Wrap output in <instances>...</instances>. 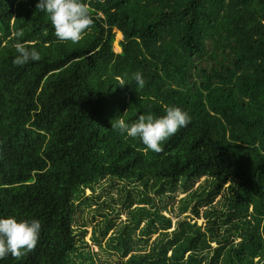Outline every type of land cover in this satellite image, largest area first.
<instances>
[{
  "label": "trees",
  "instance_id": "16d2710c",
  "mask_svg": "<svg viewBox=\"0 0 264 264\" xmlns=\"http://www.w3.org/2000/svg\"><path fill=\"white\" fill-rule=\"evenodd\" d=\"M84 2L72 43L38 0H0V216L41 222L0 264H264V0ZM17 42L41 59L13 64ZM169 106L190 120L160 153L111 129ZM107 180L125 195L99 206Z\"/></svg>",
  "mask_w": 264,
  "mask_h": 264
},
{
  "label": "clouds",
  "instance_id": "9594fccd",
  "mask_svg": "<svg viewBox=\"0 0 264 264\" xmlns=\"http://www.w3.org/2000/svg\"><path fill=\"white\" fill-rule=\"evenodd\" d=\"M36 9L48 15L54 35L60 42H79L93 23L89 5L84 0H38ZM21 35V32L16 33L17 38ZM13 47L16 55L12 63L17 66L41 59L40 52L34 47H26L20 42ZM133 79L138 87H143L141 72H135ZM189 120L186 111L178 106H169L161 116L142 114L131 123H126L123 115L119 116L111 121V129L129 138H139L146 151L160 153L162 142L185 127ZM40 232L41 222L38 219L18 220L14 216H0V260L9 255L20 258L31 251L38 242Z\"/></svg>",
  "mask_w": 264,
  "mask_h": 264
},
{
  "label": "rangeland",
  "instance_id": "374dc122",
  "mask_svg": "<svg viewBox=\"0 0 264 264\" xmlns=\"http://www.w3.org/2000/svg\"><path fill=\"white\" fill-rule=\"evenodd\" d=\"M121 39H122L121 35L119 33H115L114 42L112 44L114 53L120 52V48L118 47V43L121 41ZM102 183H103V187L97 189L96 192L93 194L95 197V201H96V203L99 204V206L102 205V203L106 202V200H108V199H113L114 201H117L119 198H121V197H123V195H125L124 194L125 191L122 190V186L120 184H115V182L110 184L108 180L104 181ZM125 190H128V188H126ZM89 195H90V192L86 191L85 196H89ZM183 197H184V194H181L180 192H175L173 200L169 201V205L167 206V209L173 208L174 210H176L178 200L182 199ZM93 208L94 207H92L91 210H93ZM95 208H96V206H95ZM103 212L109 214V216H108L109 218H113V220L115 222L114 224H118V226H116V228L119 227L123 223V221L125 220V215L123 213H118L119 216L115 217V213H111V211L106 209V208L103 209ZM163 214L165 216L170 215L167 211L164 212ZM174 214H176V212ZM90 215L91 214H87V216H86L87 219H85V220H83V218H85V215H80L81 220H78V223L79 224L80 223H87L90 220ZM184 216H188V214L182 215L181 217H184ZM97 219H99V218H97ZM171 219L173 222L176 220L175 218H173V216H171ZM202 222H203L202 220H198L197 224L200 225ZM90 229H91L90 226L86 227L87 233H86L85 239H84V241H86L88 243V245L90 244V242H89ZM110 233L111 232H109V234ZM90 249L93 250V252L97 251L94 246H90ZM102 259L104 260L105 258L102 256Z\"/></svg>",
  "mask_w": 264,
  "mask_h": 264
}]
</instances>
